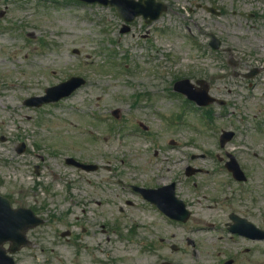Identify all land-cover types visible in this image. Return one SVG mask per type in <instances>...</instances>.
<instances>
[{
    "label": "rangeland",
    "instance_id": "1",
    "mask_svg": "<svg viewBox=\"0 0 264 264\" xmlns=\"http://www.w3.org/2000/svg\"><path fill=\"white\" fill-rule=\"evenodd\" d=\"M157 1L168 9L145 25L100 4L0 0V194L45 219L16 264H264V243L231 239L225 225L230 213L264 217V0H214L219 15L203 9L211 0ZM71 76L86 84L69 98L23 105ZM182 78L205 80L224 105L173 94ZM221 130L234 132L223 148ZM229 152L246 183L225 170ZM65 157L99 169L74 170ZM186 165L201 172L188 179ZM171 182L193 210L183 225L130 190Z\"/></svg>",
    "mask_w": 264,
    "mask_h": 264
},
{
    "label": "water",
    "instance_id": "2",
    "mask_svg": "<svg viewBox=\"0 0 264 264\" xmlns=\"http://www.w3.org/2000/svg\"><path fill=\"white\" fill-rule=\"evenodd\" d=\"M85 2H99L103 5L110 4L114 6L119 15L127 22L133 21L135 17L143 16L146 23L156 20L159 14L165 10L161 4L154 3V0H146L143 4L131 0H82ZM211 45L214 48L219 46V42L213 38ZM84 82L80 78H72L69 81L62 83L56 87L48 89L47 95L43 98H32L25 102L28 106H41L44 103L54 102L62 97L68 96L72 91L80 87ZM206 88L202 89L205 93ZM190 93V90L187 92ZM191 99V96L188 95ZM212 100L207 99L206 103ZM23 148L18 152H22ZM68 163L78 164L69 160ZM86 170H95L93 166H81ZM235 174L236 171L234 170ZM238 179L241 177L236 176ZM146 198L152 203L156 204L167 215L185 221L187 213L184 211V205L174 198L173 188L171 186L164 187L157 191H148ZM42 224V221L34 217L30 210L26 209H11L8 201L0 197V264H14L13 259L7 253L13 254L17 252L23 245H25V232L32 227ZM9 241L11 247L8 252L2 248V245Z\"/></svg>",
    "mask_w": 264,
    "mask_h": 264
},
{
    "label": "flooded vegetation",
    "instance_id": "3",
    "mask_svg": "<svg viewBox=\"0 0 264 264\" xmlns=\"http://www.w3.org/2000/svg\"><path fill=\"white\" fill-rule=\"evenodd\" d=\"M211 8H214V9H216V10H218L219 12H221L217 7H216V3H215V1L214 0H211V3H210V5H209ZM190 206V207H189ZM187 207L190 209L191 208V205L190 204H187ZM190 211H191V217L193 216V210L192 209H190ZM228 217H229V215H228ZM230 224L231 223H226V229H228L229 228V226H230ZM259 229H263L264 230V217H262L261 216V223L260 224H258V225H256ZM237 238H239V237H237ZM187 239V238H186ZM191 240V239H190ZM187 241H189V239H187ZM193 241V240H192ZM191 241V242H192ZM194 242V241H193ZM192 242V244H193V246H194V252H193V250H192V252H191V255L192 256H196L197 255V248H195V246L197 247V245H196V243L194 242L193 243ZM252 243H256L255 241H251ZM258 243H260V242H258ZM262 243H264V242H262ZM248 251V250H247Z\"/></svg>",
    "mask_w": 264,
    "mask_h": 264
},
{
    "label": "bare ground",
    "instance_id": "4",
    "mask_svg": "<svg viewBox=\"0 0 264 264\" xmlns=\"http://www.w3.org/2000/svg\"><path fill=\"white\" fill-rule=\"evenodd\" d=\"M261 48H262V51H264L263 47H261Z\"/></svg>",
    "mask_w": 264,
    "mask_h": 264
}]
</instances>
